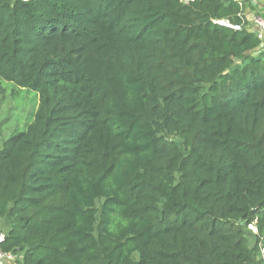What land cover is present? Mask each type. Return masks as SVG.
Listing matches in <instances>:
<instances>
[{"label": "trees", "instance_id": "1", "mask_svg": "<svg viewBox=\"0 0 264 264\" xmlns=\"http://www.w3.org/2000/svg\"><path fill=\"white\" fill-rule=\"evenodd\" d=\"M263 9L0 0V94L39 100L0 149L16 264H264V52L246 27Z\"/></svg>", "mask_w": 264, "mask_h": 264}, {"label": "rangeland", "instance_id": "2", "mask_svg": "<svg viewBox=\"0 0 264 264\" xmlns=\"http://www.w3.org/2000/svg\"><path fill=\"white\" fill-rule=\"evenodd\" d=\"M0 94V149L12 134L22 132L33 119L38 108V96L28 90H18L5 83Z\"/></svg>", "mask_w": 264, "mask_h": 264}, {"label": "built area", "instance_id": "3", "mask_svg": "<svg viewBox=\"0 0 264 264\" xmlns=\"http://www.w3.org/2000/svg\"><path fill=\"white\" fill-rule=\"evenodd\" d=\"M27 1V0H24ZM182 2L189 3L194 0H181ZM237 1H242V0H237ZM264 9L262 10V12ZM259 12V13H258ZM216 23H219L220 25L223 26H228L233 28L234 30H241L242 25H232L228 20H220L217 21ZM247 31L251 32L254 34V36L260 41V47H259V52H264V17L261 15L260 11L256 12H250L249 13V22L246 24ZM248 229L257 232L256 225L250 224L248 225ZM5 240V236L3 234L0 235V264H16L17 256H15L12 253L5 252L2 249V243ZM264 254V250L262 251Z\"/></svg>", "mask_w": 264, "mask_h": 264}, {"label": "crops", "instance_id": "4", "mask_svg": "<svg viewBox=\"0 0 264 264\" xmlns=\"http://www.w3.org/2000/svg\"><path fill=\"white\" fill-rule=\"evenodd\" d=\"M262 13H264V11Z\"/></svg>", "mask_w": 264, "mask_h": 264}]
</instances>
